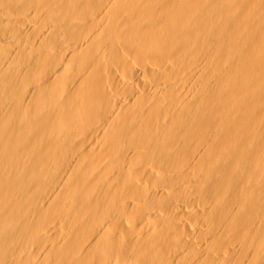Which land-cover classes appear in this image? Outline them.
Returning a JSON list of instances; mask_svg holds the SVG:
<instances>
[{
	"label": "bare ground",
	"instance_id": "obj_1",
	"mask_svg": "<svg viewBox=\"0 0 264 264\" xmlns=\"http://www.w3.org/2000/svg\"><path fill=\"white\" fill-rule=\"evenodd\" d=\"M0 264H264V0H0Z\"/></svg>",
	"mask_w": 264,
	"mask_h": 264
}]
</instances>
